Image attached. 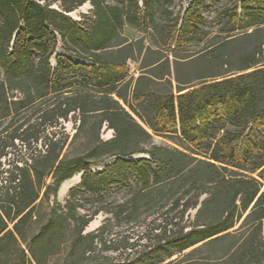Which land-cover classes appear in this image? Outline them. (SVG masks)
Wrapping results in <instances>:
<instances>
[{"label":"trees","instance_id":"trees-1","mask_svg":"<svg viewBox=\"0 0 264 264\" xmlns=\"http://www.w3.org/2000/svg\"><path fill=\"white\" fill-rule=\"evenodd\" d=\"M59 1L61 10L48 0H0V121L13 113H19L20 121L0 129V157L17 140L25 155L0 161V188L7 195L0 199V264L11 253V264H33L18 235L33 215L44 178L54 176L45 193H56L64 180L80 172L81 182L69 190L71 198L83 191L101 194L129 172L137 175L141 189L187 172V188L162 221L165 236L178 230L165 238L167 245L184 251L240 233L225 253L234 264H264V0H232L220 13L228 35L192 59L179 51L208 40L204 17L195 11L205 0H193L180 23L154 17L151 12L160 0H142L145 9L140 0H122L127 5ZM86 1L93 6L92 15L76 20L67 14ZM142 23L150 42L121 38L125 25ZM47 26L59 33L66 51L79 46L75 54L81 61L69 60L87 69L79 81L63 82L67 66L59 56L57 67L52 66L55 46L41 33L49 32ZM129 60L140 62L137 77L130 75ZM188 65L194 75L183 71ZM78 112L77 131L94 119L96 141L87 143L88 151L81 155L60 157L68 138L59 134L65 128L62 121ZM104 125L114 131L108 140L99 136ZM175 133L190 144V152L153 142V134ZM135 153L145 157L136 159ZM109 156L115 160L103 170L92 169L93 162ZM198 163L205 168L197 170ZM136 209L135 197L108 210L117 216ZM190 209H197L198 223L187 229L179 224ZM68 211L82 236L91 216L77 215L76 205ZM87 236L83 253L95 248L97 235Z\"/></svg>","mask_w":264,"mask_h":264},{"label":"rangeland","instance_id":"rangeland-1","mask_svg":"<svg viewBox=\"0 0 264 264\" xmlns=\"http://www.w3.org/2000/svg\"><path fill=\"white\" fill-rule=\"evenodd\" d=\"M54 9L61 10V2L58 0H48ZM107 4L127 5L122 0H104ZM193 0H160L154 4L152 14L159 21H171L179 23L184 13L189 9ZM142 8L145 9L142 0H140ZM232 4V0H205L200 7H196L195 11L203 15V26L208 31V40L199 44L192 43L180 49L179 53L189 56L187 59H192L203 52L210 43L221 39L228 35L220 19V13ZM93 6L89 1L72 11L71 17L76 20H83L84 15H92ZM77 12V16L73 13ZM20 27H24L21 22ZM49 32H41L44 40L49 41L55 46V51L51 57V63L54 68L57 67V57L62 60L67 69H64L63 82L67 80L79 81L87 69H78L69 63L81 61L75 54L79 46H72L73 51L68 52L62 46V41L59 33L47 26ZM146 25L142 23L139 26L130 24L125 25L121 32V38L130 40L145 38L150 42L152 36L145 31ZM240 30L234 31L238 33ZM36 59L39 54L35 53ZM86 63H91L90 60H84ZM130 75L137 77L140 74V62L129 60ZM184 68V67H183ZM186 71L187 75H194L188 65ZM199 79H195L193 83H198ZM78 86V85H75ZM52 96V94H51ZM48 96L45 99H48ZM45 99L40 100L44 101ZM79 112L73 114L69 120H63L64 129L59 130L60 135H68L66 143L64 144L60 157H72L81 155L88 151L87 143L93 144L96 141L97 132L92 127L94 119L84 127V129L77 131L80 123ZM19 113H13L7 119L0 121V129L11 124V122L19 123ZM141 122V120H140ZM143 124V123H142ZM114 134L111 128L106 125L100 130V138L103 140L110 139ZM178 134L164 135L153 134V142L159 145L170 147H178L179 149L189 151L190 144L185 141ZM21 142L16 141V145H9L6 147L7 155H2L0 161L5 162L9 158L25 157L24 149L21 147ZM42 147L41 143L39 145ZM133 156L136 159L145 157L143 153H135ZM199 158H204L196 155ZM115 160V156L106 157L103 160L92 163V169L101 171L105 166ZM197 170L205 168L204 164H197ZM248 174L257 175V172ZM78 174H75V178ZM190 181V175L184 172L180 176L165 180L158 184H153L147 189H141V183L134 172H129L126 179L117 180L112 185L107 186L101 194H93L83 191L71 198L69 195L70 188L78 186L81 182L74 183L64 197H60L59 189L56 193L52 190L45 193L46 186L54 184V176L48 175L44 178L45 186L41 189L38 199L33 204V215L26 222L22 228V234L18 235V242L21 247L25 248L28 255L33 261V264H39L35 257L41 264H87L93 261H109L114 264H234L228 253L225 250L229 245L236 241L240 233L234 237L230 236L221 242L205 244L199 242L184 251L172 248L165 242L170 236L178 234V230L167 235L164 234L163 220L165 219L172 201L175 197L180 196L187 188ZM1 183V180H0ZM6 192L0 188V199L6 198ZM137 199V209L132 214H119L115 216L108 209L117 203H122ZM205 197L203 194L202 199ZM76 205L77 215L91 216L92 220L85 227L82 236L79 234V224L71 216L68 211L69 206ZM170 211L169 215L175 214L179 209ZM196 209H190L183 220H180L179 225H187V229L193 224H197L195 217ZM180 215L175 219L179 221ZM98 221L94 227L91 225ZM80 223V221H79ZM241 221L235 227L238 228ZM12 227V224H10ZM170 227V226H169ZM178 226H176L177 228ZM94 233L97 235L93 250H84L88 247L90 238L88 234ZM32 249H29V248ZM15 257V253L4 256V264H11Z\"/></svg>","mask_w":264,"mask_h":264},{"label":"bare ground","instance_id":"bare-ground-1","mask_svg":"<svg viewBox=\"0 0 264 264\" xmlns=\"http://www.w3.org/2000/svg\"><path fill=\"white\" fill-rule=\"evenodd\" d=\"M190 1V0H189ZM77 12H74L73 15L77 16ZM80 175H77L75 178L72 179H67L65 180L62 184L61 187L59 189V195L60 197H64L67 194V191L69 190V188L76 182L79 181ZM96 224H98V221L94 222L91 227H94Z\"/></svg>","mask_w":264,"mask_h":264},{"label":"water","instance_id":"water-1","mask_svg":"<svg viewBox=\"0 0 264 264\" xmlns=\"http://www.w3.org/2000/svg\"><path fill=\"white\" fill-rule=\"evenodd\" d=\"M67 14L71 16V15H72V12H69V13H67ZM79 174H80V177H81V176H82V174H83V172H80ZM66 180H67V179H66ZM64 181H65V180H64ZM64 181H63V182H64ZM63 182H62V183H63ZM199 207H200V204L198 205V207H197V208H199ZM196 211H197V209H196Z\"/></svg>","mask_w":264,"mask_h":264}]
</instances>
